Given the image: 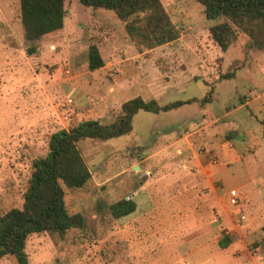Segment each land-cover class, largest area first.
Masks as SVG:
<instances>
[{
    "label": "rangeland",
    "instance_id": "obj_1",
    "mask_svg": "<svg viewBox=\"0 0 264 264\" xmlns=\"http://www.w3.org/2000/svg\"><path fill=\"white\" fill-rule=\"evenodd\" d=\"M162 2L181 36L148 49L127 36L125 21L106 10L91 14L79 0H65V30L28 42L19 0H0V213L22 207L32 159L47 154L55 131L78 119L114 122L121 104L142 89L160 105L190 101L167 112L140 110L131 132L78 143L92 177L64 189L69 213L80 214L82 224L63 235H31V264H194L212 252L216 264L241 253L248 264H264V49L241 33L223 51L208 30L220 20H207L201 3ZM91 43L105 59L93 72ZM203 126L205 139L200 132L192 140L213 165L216 187L221 179L225 188L243 184L239 200L248 205L238 206L247 222L257 221L250 232L247 225L241 235L216 227L219 209L199 179L205 173L182 166L176 139ZM187 180L194 188L184 190ZM130 196L136 210L114 218L109 206ZM238 218L232 214L235 224ZM223 235L240 240L242 250L221 249ZM0 264L17 262L5 256Z\"/></svg>",
    "mask_w": 264,
    "mask_h": 264
},
{
    "label": "trees",
    "instance_id": "obj_2",
    "mask_svg": "<svg viewBox=\"0 0 264 264\" xmlns=\"http://www.w3.org/2000/svg\"><path fill=\"white\" fill-rule=\"evenodd\" d=\"M203 6L207 20H220L208 28L213 42L223 51L236 35H248L255 46L264 49V0H196ZM91 14L96 10L112 12L125 21L127 36L148 49L176 41L181 30L176 26L162 0H79ZM20 19L24 39L36 42L63 30L65 0H19ZM35 49H30L33 52ZM88 69L93 72L105 66L100 44L91 43L87 50ZM203 99L208 102L212 92ZM190 101H176L160 105L156 99L145 100L137 95L121 104V114L111 123L94 119H78L69 128L51 134L45 156L32 159V173L24 193L21 208L0 213V260L15 258L17 264H31L26 243L33 234H65L71 227L82 224L80 214H70L65 202L64 186L82 188L91 179L78 143L86 139H110L133 130L134 115L144 110L152 113L177 109ZM133 198H122L109 206L111 215L118 219L136 210ZM264 236V224L262 226ZM233 240L223 235L221 248ZM264 243V237H263Z\"/></svg>",
    "mask_w": 264,
    "mask_h": 264
},
{
    "label": "crops",
    "instance_id": "obj_3",
    "mask_svg": "<svg viewBox=\"0 0 264 264\" xmlns=\"http://www.w3.org/2000/svg\"><path fill=\"white\" fill-rule=\"evenodd\" d=\"M63 30H65V26H64ZM137 85L142 86V85H144V83H140ZM142 90L138 91L137 95L142 96L141 95ZM154 99H156V98H154ZM194 131H195L194 133L192 131V132H190V134L184 135V136L176 139L175 144H176V147L178 148L177 152L180 154L182 153V155H181V158H182L181 160L183 162L182 166L186 167L187 170H189L190 174H195V172L200 171V170H202L205 173V176L204 177L201 176L199 179H200V182H202L205 185V187L207 188L205 190L207 197L212 198L211 205H213L219 209L218 213H219L220 219H219L216 227L220 228L221 230H227L226 231L227 233L229 231H236L238 234L241 235V234H243V231H241L240 228H245V227L247 228V226H248V228H249L248 231L250 232V230H251L250 228L254 225V223H257V221L254 222L255 221L254 220L251 222H247V215L245 213V209L244 208L241 209L238 206V204L240 202H241V205H242V202H245L243 204L244 206L248 205V203L245 201L244 197H242L244 199L242 201H240L241 197L238 194V191L243 186V184L231 185L229 188H225L223 183H222V179H221V180H219V181H221V184L219 186L216 187L214 185V182L216 181V179L213 178V170H212L213 165H211V163L205 162V160H204L205 155L200 154V152H199L200 147H197L195 141H193L192 137H191L192 134H196V137H198L200 132H201V138H202V140H204L205 136H206V128H205V126H203V127H200L199 129L194 130ZM206 142L208 143V145H209V143H211V141H206ZM222 146H225V147L230 146V141L222 142ZM206 150L210 151L207 149V147H206ZM212 150H214V149H212ZM207 151H206V153H207ZM226 163H227L226 165L231 164L230 162H226ZM190 182H191V185H190ZM192 183H193V181L187 180V183H184L182 185L184 190H189V188H194ZM230 190H235L237 192L238 199H240L239 203L237 205H234V206H236V208L231 206L230 203H228L226 200L227 197H230V195H229ZM244 196L247 197L248 195L244 194ZM233 213L236 214L237 218H238L239 214L244 216L243 227L241 226V224H239V218L237 219V222H236L237 224H235L233 222V219H232ZM262 226H263V224L260 225V228H262ZM214 240L216 241V238ZM219 240L217 239L216 244H217V242H219ZM239 241L240 240H237L234 242L232 241L231 244L227 248H224V249L221 247L220 248L223 250L229 251L233 254L234 252H236L238 250V248H241V250H242L243 243L241 244V243H239ZM218 247L219 246H217V248ZM217 253L218 252H212V254H209L208 256L199 259L194 264H214V263L216 264V262H215L216 260L214 259L213 256L219 255ZM220 257L221 258H219V262H218L219 264H248V257L244 256L242 253L239 255H236V256H232V257H228V256H223V257L220 256Z\"/></svg>",
    "mask_w": 264,
    "mask_h": 264
},
{
    "label": "built area",
    "instance_id": "obj_4",
    "mask_svg": "<svg viewBox=\"0 0 264 264\" xmlns=\"http://www.w3.org/2000/svg\"><path fill=\"white\" fill-rule=\"evenodd\" d=\"M66 73H69V69H66ZM229 195H230V202L232 205H237L239 203V199H238V196H237V192L235 190H230L229 191ZM239 217H240V224L241 226L243 227L244 225V216L239 214ZM214 220L217 221L218 220V217L217 215L214 217Z\"/></svg>",
    "mask_w": 264,
    "mask_h": 264
}]
</instances>
